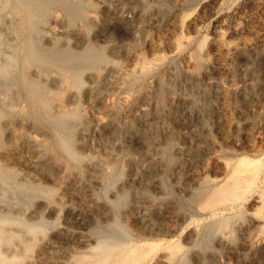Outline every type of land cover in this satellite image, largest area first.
<instances>
[{
    "label": "rangeland",
    "instance_id": "rangeland-1",
    "mask_svg": "<svg viewBox=\"0 0 264 264\" xmlns=\"http://www.w3.org/2000/svg\"><path fill=\"white\" fill-rule=\"evenodd\" d=\"M241 158L264 169V0H0L11 264H264Z\"/></svg>",
    "mask_w": 264,
    "mask_h": 264
},
{
    "label": "bare ground",
    "instance_id": "bare-ground-1",
    "mask_svg": "<svg viewBox=\"0 0 264 264\" xmlns=\"http://www.w3.org/2000/svg\"><path fill=\"white\" fill-rule=\"evenodd\" d=\"M68 82V81H67ZM45 89V88H44ZM227 91V90H226ZM66 114V113H65ZM236 128V127H235ZM238 128V127H237ZM236 128V129H237ZM242 159V158H241ZM230 164V166H231V163H229ZM228 165V164H227ZM228 167H229V165H228ZM227 167V168H228ZM264 171V169H262V167H261V163L259 162V161H254V160H247V159H242V160H240V161H238L233 167H232V183L231 184H233V190L232 189H230V190H232V192H230L231 193V195H232V197L235 199L236 197H238V194L240 195L241 193H243L244 191H246V190H248V189H250L251 190V187L253 186V184H254V182H255V180H258V178L261 176V174H262V172ZM248 176H251V179L250 180H247L246 179V177H248ZM248 178H250V177H248ZM231 180V179H230ZM220 189V188H219ZM218 192H219V190H218ZM214 193H216V192H214ZM227 194V193H226ZM263 196H262V206L264 207V194H262ZM231 197V198H232ZM232 198V199H233ZM227 199V198H226ZM234 204V203H233ZM262 219H264V218H262ZM261 219V220H262ZM263 223V222H262ZM264 225V224H263ZM2 234V233H1ZM2 235H4V234H2ZM2 235H0V237L2 236ZM5 236H7V235H5ZM4 236V237H5ZM17 236V235H16ZM3 237V238H4ZM9 238V237H8ZM7 237H6V239H8ZM16 238H18V237H16ZM8 240H10V239H8ZM15 240H18V239H15ZM14 240V241H15ZM0 241H1V239H0ZM6 241V240H5ZM14 241H13V239L12 240H10L9 241V243L11 244V246H12V244L14 243ZM21 241V239H19V242ZM16 242V241H15ZM27 242V241H26ZM22 245H26L27 244V246H26V251L28 250V248H29V246H28V243H25L24 242V244H23V240H22ZM171 243V242H170ZM1 244V243H0ZM4 244V243H3ZM5 244H8V243H6L5 242ZM146 244H148V243H146ZM174 244V243H173ZM2 245V244H1ZM15 245V244H14ZM13 245V246H14ZM21 245V246H22ZM149 245V244H148ZM4 246V245H3ZM2 246V247H3ZM143 246V245H142ZM147 246V245H146ZM149 246H151V245H149ZM148 246V247H149ZM178 246V245H177ZM181 246V245H180ZM179 246V247H180ZM136 247H138V246H136ZM167 247V246H166ZM169 247V246H168ZM172 247V246H171ZM174 247H175V245H174ZM178 247V248H179ZM24 248V247H23ZM144 248V247H143ZM143 248H141V249H143ZM151 248V247H150ZM135 249V248H134ZM137 249V248H136ZM135 249V250H136ZM169 249V248H168ZM171 249V248H170ZM131 250V249H130ZM129 250V251H130ZM135 250H133V251H135ZM173 250H175V248H173ZM136 251H139L138 249L136 250ZM178 251V250H177ZM3 252V251H2ZM1 252V253H2ZM125 252V251H124ZM174 251H172V253H173ZM134 253V252H133ZM171 253V252H170ZM148 254V253H147ZM127 255V254H126ZM126 255H124V256H126ZM133 255V254H132ZM6 256V255H5ZM4 256V254H0V264H11L12 262V260L13 259H16V257L17 256H15V257H13V259L12 260H9V256L8 257H5ZM128 256H129V254H128ZM130 256H131V254H130ZM20 257V256H19ZM123 257V256H122ZM143 257H144V255H143ZM11 258V257H10ZM121 258V257H120ZM127 258V257H126ZM124 260H125V257L123 258ZM128 259V258H127ZM137 259V258H136ZM121 261H122V259H120ZM15 261V260H14ZM134 261V260H133ZM137 261V260H136ZM139 261V260H138ZM137 261V262H138ZM132 264V263H131ZM133 264H134V262H133Z\"/></svg>",
    "mask_w": 264,
    "mask_h": 264
}]
</instances>
